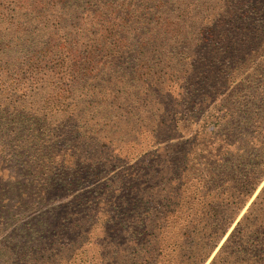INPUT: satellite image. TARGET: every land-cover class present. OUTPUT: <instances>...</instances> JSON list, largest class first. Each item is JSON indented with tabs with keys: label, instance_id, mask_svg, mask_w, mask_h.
Returning <instances> with one entry per match:
<instances>
[{
	"label": "trees",
	"instance_id": "trees-1",
	"mask_svg": "<svg viewBox=\"0 0 264 264\" xmlns=\"http://www.w3.org/2000/svg\"><path fill=\"white\" fill-rule=\"evenodd\" d=\"M8 7L4 20L8 17L7 29L17 34L13 38L22 55L11 53L8 40H12L0 30V55L12 57L0 61L6 65L12 60L24 95L26 89L29 95L17 107L0 89V135L10 125L16 126L9 129L15 135L20 130L46 135L73 117L82 120L89 114L88 107L134 108L140 100L150 102V96L167 105L164 113L174 124L176 115L168 110L186 108L197 100L209 98L213 108L227 105L229 110L219 109L221 115L211 120L214 135L195 132L189 139H168L179 148L181 167L172 161L174 167L169 165L166 174H161L164 166L159 168L154 174L160 179L165 176L162 185L151 187L140 177L145 171H137L144 163L142 153L125 155V166L129 162L132 166L105 183L94 178L99 187L92 193L74 189L72 201H55L54 206L47 191L34 193L45 207L34 208L31 220H14L5 229L6 221L0 220V264H205L264 179V0H12L0 4V9ZM243 8L249 16L255 11L260 21L241 39V35L235 38L233 27L248 16ZM237 9L241 14L236 15ZM228 16L227 31L218 35L216 29ZM185 51L191 55L184 56ZM4 74L11 78L10 71ZM154 143L150 148H155ZM113 166L105 160L98 173ZM89 173L85 180L90 179ZM2 199L0 194L1 210ZM76 207L89 218L69 224L79 242L66 257L30 246L40 227L32 222L38 219L42 226V218L62 216ZM94 213V221L87 224ZM93 225L101 231V243L94 244L96 251L88 252V258L82 246L92 240ZM111 231L115 240L109 237ZM208 264H264V184Z\"/></svg>",
	"mask_w": 264,
	"mask_h": 264
},
{
	"label": "rangeland",
	"instance_id": "rangeland-1",
	"mask_svg": "<svg viewBox=\"0 0 264 264\" xmlns=\"http://www.w3.org/2000/svg\"><path fill=\"white\" fill-rule=\"evenodd\" d=\"M10 1L12 0H0V4L6 6ZM11 7L13 6L11 5ZM215 9V13L219 14L218 6ZM8 10H10V7L8 9H0V30L1 32L5 30L8 39L12 40H8L11 53L15 57H19L22 54L17 52L16 45L18 43H15L17 41L13 38L16 33L13 34L14 30L7 29L10 26L7 22L8 17L4 20V15ZM243 10L245 13L248 11L245 8ZM229 11L231 12L233 9ZM239 14L241 13L237 9L236 15ZM250 14L248 11V16L242 17L241 22L233 27L236 34L235 38H240L241 35V39H244L257 27L255 22L260 21L258 15H256L255 11L252 12L251 16H249ZM228 20H230V16L225 18L223 20L224 24L216 29L218 35L227 31L226 21ZM206 45L207 43L203 42L202 47L204 48ZM188 48L191 51V47ZM198 48L196 45V53H199ZM183 53L184 56L191 55L188 51ZM205 53L204 50L200 54V57H204ZM10 58L12 57L9 55L7 57L0 55V60ZM10 61L6 65L0 61V67L3 65L0 68V84L1 81H6L5 85H0V89H4L8 93L13 105L18 107L19 105H23L21 100L26 101L29 94L26 89L27 93L24 95L25 87L20 84L19 72L14 70V66L10 64ZM4 65L9 68H5ZM7 71H10L11 74V78L9 79L4 74ZM181 74L182 72L179 70V76ZM8 84L11 85L8 86ZM126 91L128 92L129 90L127 89ZM208 99L205 98L201 102L197 100L186 108L179 106L176 108V111L168 110L171 113L174 112V115H176L175 119L178 123L175 124L170 122L171 117L168 115V112L167 116L164 113L167 105L162 104V100L150 96V99L147 100L150 102L143 104L142 102L144 101L140 100L134 103V108L123 105L118 110L113 111L102 104H97L93 108L88 107L87 109L90 110L89 114L84 116L82 120H79L77 116L73 117L70 121H65L63 127L46 135H31L21 130L19 135H15L9 129L16 126L10 125L8 131L4 135H0V194L3 195L1 204L4 206L2 210L0 209V220L2 222L6 221L3 223V228L5 229L14 220L28 222L31 220H28V217L34 215V208L37 210L40 207H45V201L41 202L39 198L35 197L34 193L37 191H43V195L47 191L46 197L51 196L52 201L50 205L54 206L56 205L55 201L61 204L74 200L73 196L75 194L72 193L74 189H77L82 194L84 192L92 193L99 187L96 184L98 180L94 178L97 177L100 182L105 183L114 174L129 170L132 162H129V166H125V155L131 157L134 154L140 155L145 153L144 163L137 169V171L141 168L145 170L140 177L144 176L143 179H147L151 187L162 185L165 181V176L160 179V175L156 174V176L154 173H158L159 168L164 166L161 174H166L169 170V165L174 167V164L171 163L172 161L181 163V160L177 156L179 155V148L171 146V142L168 139H189V137L195 135V132H198L196 135H214L212 133V131H215L212 128L214 123L211 120L214 121L217 115H221V112L218 111L219 109L229 110V106L227 105L213 108V103ZM2 100H4V97ZM107 112H109L108 118L103 121ZM69 113L70 110H68V115ZM56 120L58 118L53 120L52 128L56 127L54 126ZM203 122L206 124L203 125ZM203 127L205 128L204 133L202 132ZM98 129L101 130L99 133H96ZM87 131H91L92 135H88ZM156 141L157 145L155 148H150ZM153 150H157L159 153L152 155L150 152ZM99 159L103 160L99 161ZM105 160L114 166L108 168L105 172L98 173L102 171V165L105 163ZM59 161H62L63 165ZM87 169L90 170L88 175L89 180H85V176L88 173ZM93 171H97V173L93 174ZM133 171L135 170L128 172L133 173ZM152 171L153 173H151ZM147 173L151 174L145 177ZM263 184L264 179L252 197L241 208L237 217L227 229L225 235L221 238L205 264H208L212 259L234 224L244 213ZM85 200L87 199L85 198ZM78 212V216H70ZM88 216L89 214L84 213L82 208L76 207L75 210L69 211V213L62 216L47 217L46 220L42 218V224L45 223L42 226L40 222L37 223V219L32 222V225L37 224L40 227L38 226V233L32 238L30 246L44 248V254L55 253L66 257L70 253L71 248L79 242L78 238L75 239L76 232L72 231V229L69 230V224L72 227L77 220L83 218L87 220ZM95 217L96 213L91 216V220L87 224L92 223ZM109 233V237L115 240L116 237H113L114 231ZM54 234H57V236L53 237ZM89 235L92 240L90 243L82 246L88 258L90 257L89 253L94 254L93 251H96L94 244L101 243V231L98 225L91 227ZM23 238L26 239L25 237ZM54 240L57 241L54 244H50ZM73 242L75 243L72 244Z\"/></svg>",
	"mask_w": 264,
	"mask_h": 264
}]
</instances>
